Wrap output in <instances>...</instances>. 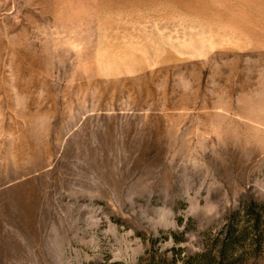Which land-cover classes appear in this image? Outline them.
<instances>
[{"label": "rangeland", "instance_id": "374dc122", "mask_svg": "<svg viewBox=\"0 0 264 264\" xmlns=\"http://www.w3.org/2000/svg\"><path fill=\"white\" fill-rule=\"evenodd\" d=\"M0 264H264V0H0Z\"/></svg>", "mask_w": 264, "mask_h": 264}]
</instances>
